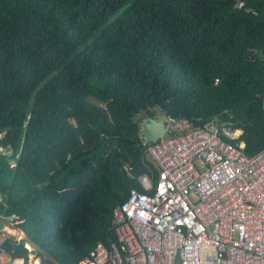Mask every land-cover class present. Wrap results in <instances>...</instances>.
<instances>
[{"label": "trees", "instance_id": "1", "mask_svg": "<svg viewBox=\"0 0 264 264\" xmlns=\"http://www.w3.org/2000/svg\"><path fill=\"white\" fill-rule=\"evenodd\" d=\"M242 1L0 0V212L26 234L1 260L28 263L29 242L75 264L115 240V207L157 180L140 122L158 110L264 150V0Z\"/></svg>", "mask_w": 264, "mask_h": 264}, {"label": "built area", "instance_id": "2", "mask_svg": "<svg viewBox=\"0 0 264 264\" xmlns=\"http://www.w3.org/2000/svg\"><path fill=\"white\" fill-rule=\"evenodd\" d=\"M220 122L154 142L157 180L141 177L146 191L133 189L114 209L115 240L97 242L75 264H264V150L248 156L233 142L242 131ZM10 153L0 144V155ZM8 206L0 191V207ZM7 236L0 231V251ZM19 264L58 263L37 256Z\"/></svg>", "mask_w": 264, "mask_h": 264}, {"label": "water", "instance_id": "3", "mask_svg": "<svg viewBox=\"0 0 264 264\" xmlns=\"http://www.w3.org/2000/svg\"><path fill=\"white\" fill-rule=\"evenodd\" d=\"M140 123L142 126L140 135H142L147 142H157L163 135L170 132L171 129V123L161 110H158L157 116H149Z\"/></svg>", "mask_w": 264, "mask_h": 264}, {"label": "rangeland", "instance_id": "4", "mask_svg": "<svg viewBox=\"0 0 264 264\" xmlns=\"http://www.w3.org/2000/svg\"><path fill=\"white\" fill-rule=\"evenodd\" d=\"M188 127H189L188 123L181 121L178 122V125L176 126V130H183V129H187ZM170 136H171L170 132H168L167 134L163 135L161 139H166ZM13 163L15 164V160H13ZM19 222L21 221H17L14 216H11L10 218L7 219L2 218L0 221V231L4 232L8 236L9 235L14 236L17 240L26 238L25 232L21 230L20 227H18ZM4 227H7L6 230H10V231L9 232L5 231L3 229ZM25 246L28 247L29 250L31 251V253L29 254V261H32V259H35L37 257V255L34 252V247L29 242H27Z\"/></svg>", "mask_w": 264, "mask_h": 264}, {"label": "clouds", "instance_id": "5", "mask_svg": "<svg viewBox=\"0 0 264 264\" xmlns=\"http://www.w3.org/2000/svg\"><path fill=\"white\" fill-rule=\"evenodd\" d=\"M166 118H167V120H168L169 117L166 116Z\"/></svg>", "mask_w": 264, "mask_h": 264}]
</instances>
